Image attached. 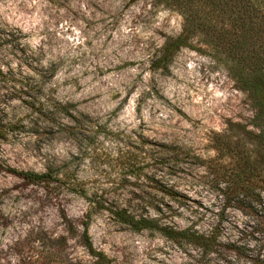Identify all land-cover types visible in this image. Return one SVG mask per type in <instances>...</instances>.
Returning <instances> with one entry per match:
<instances>
[{
  "label": "rangeland",
  "instance_id": "1",
  "mask_svg": "<svg viewBox=\"0 0 264 264\" xmlns=\"http://www.w3.org/2000/svg\"><path fill=\"white\" fill-rule=\"evenodd\" d=\"M183 26L155 0H0V264H32L23 245L37 232L67 238L56 246L64 262L91 264L68 230L88 202L60 190L46 195L9 172L59 165L108 204L214 234L221 247L204 256L99 210L88 233L110 264L263 259L264 194L259 204L248 192H259L251 177L264 171V147L247 94L200 42L181 49L166 72L151 67L154 51ZM78 120L89 128L77 140L58 130ZM226 141L240 157L217 154ZM242 164L252 172L244 182Z\"/></svg>",
  "mask_w": 264,
  "mask_h": 264
},
{
  "label": "trees",
  "instance_id": "2",
  "mask_svg": "<svg viewBox=\"0 0 264 264\" xmlns=\"http://www.w3.org/2000/svg\"><path fill=\"white\" fill-rule=\"evenodd\" d=\"M155 1L159 5L177 11L184 20V26L178 36L167 37L163 44L154 51L151 67L166 72L174 56L183 48L194 47V41L208 47L214 57L225 65L228 75L236 82L238 88L247 94L254 110L252 125L257 130L254 137L257 143L264 147V0ZM57 127L59 131L77 140L81 137L79 135L81 131L88 129L89 125L78 120L73 124L59 122ZM5 139L6 133L0 131V140ZM237 148L236 144L226 141L221 146H216L215 150L219 155L240 157L241 153ZM248 154L246 160L256 163L254 159V161L251 160L252 154L249 152ZM247 167L245 164L240 166L241 171L248 174L244 175L242 182L251 177L252 172L247 171ZM9 170L22 184L39 188L46 195L60 190L77 195L88 202V210L76 229L71 226L67 216L63 213L62 218L71 226L68 230L72 229L76 233L78 243L91 258V264L111 263L103 253L94 249L88 233L91 215L99 210L108 211L114 221L133 232L159 233L181 249H197L204 256L218 254L221 249L214 234L204 235L191 228L177 229L174 226L162 224L152 215L136 214L108 204L101 194L87 188L75 173L66 169L65 166L48 167L44 172ZM263 174L264 171L260 170L251 177L254 179L257 176L260 179L261 185L257 187L259 192H256L257 189L253 187L248 192V196L259 204L261 203L260 194H264ZM166 195L170 196L172 193L168 191ZM261 213L264 214V211ZM66 239L64 237L55 239L42 232H37L28 242V246L26 244L23 247H26L31 254L29 261L32 264H47L51 261L56 264H81L62 260L61 252L57 247H59V241L65 244ZM262 244L264 245V238ZM258 264H264V257L258 261Z\"/></svg>",
  "mask_w": 264,
  "mask_h": 264
}]
</instances>
